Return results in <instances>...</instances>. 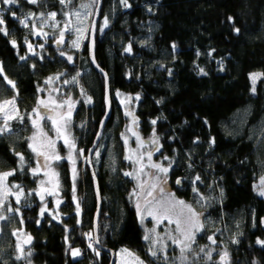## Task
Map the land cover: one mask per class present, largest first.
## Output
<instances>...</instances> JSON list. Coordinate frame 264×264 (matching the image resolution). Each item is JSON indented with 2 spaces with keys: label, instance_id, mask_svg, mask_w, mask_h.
I'll return each mask as SVG.
<instances>
[{
  "label": "trees",
  "instance_id": "1",
  "mask_svg": "<svg viewBox=\"0 0 264 264\" xmlns=\"http://www.w3.org/2000/svg\"><path fill=\"white\" fill-rule=\"evenodd\" d=\"M127 2L130 7L121 0H102L97 22L95 56L108 74L112 102V113L99 141L104 145L100 156L92 159L102 197L99 240L114 250L129 246L154 263L129 197L132 179L125 173L128 163L120 129L128 119L120 96L127 93L134 95L131 102L138 129L146 136L155 135L162 146L158 157L166 154L175 158L171 168L182 181L178 185L172 180L177 192L189 196V179L199 174L203 184L211 186L203 187L211 193V213L239 229L229 246L234 263L264 264V245L257 243L264 241V196L254 187L264 161V77L258 80L255 92L249 77L253 69L264 71V0ZM61 5L59 0H38L36 4L17 0L6 7L2 3L4 24L0 28L7 29V34L0 31V75L5 73L15 80L22 119H11L10 130L0 134V169L17 167L18 151L30 166L33 164L29 133L39 86L64 64L70 70L77 65L85 69L80 82L92 100H77L72 126L86 150L105 112V78L91 63L89 32L71 63L62 61L59 50L64 46L56 42L42 52L28 51L25 39L29 32L20 22L19 9H60ZM106 14L110 22L101 31ZM129 45L131 52L125 51ZM60 167V218L48 210L41 215L42 201L29 167L9 176L23 185L25 193L20 212L2 223L0 264H25L26 260L34 264H84L91 259V264H109L110 252L99 249L97 255L85 234V230H93L96 208L89 165L85 185L79 182L86 197L82 222L72 202L68 162L62 161ZM19 222L29 230L31 243L26 257L16 259L13 228ZM72 245L82 248L79 256L71 254ZM113 264L118 263L115 260Z\"/></svg>",
  "mask_w": 264,
  "mask_h": 264
},
{
  "label": "rangeland",
  "instance_id": "2",
  "mask_svg": "<svg viewBox=\"0 0 264 264\" xmlns=\"http://www.w3.org/2000/svg\"><path fill=\"white\" fill-rule=\"evenodd\" d=\"M97 2L92 3V0H77L72 2V4L67 5V7L65 5H61L60 9L50 8L33 10L20 8L18 11V17L20 21L25 20L27 25L26 27L29 32L25 39L28 51L31 53L42 52L41 49L45 48L49 43H55V40L60 36L61 31H63L66 39L62 45L64 47L59 50V55L62 61L71 63L73 59L69 61L68 57H73L75 52L77 51L78 53V51L81 49L83 41L90 30V25L95 13ZM82 3L90 4L91 7L80 9L79 6ZM7 5L8 4H5V7ZM73 8L81 11L79 18L74 15L68 16L64 14L67 12H72ZM2 9H4V7L2 6V2H0V12ZM52 12L56 13L55 21H53L48 15ZM41 14H43V16H41ZM105 17H107L108 21L110 22V15L106 14L104 18ZM104 18L101 23V28L103 27ZM68 21H70V24H68L66 27L65 25ZM104 28L105 27H103V29ZM77 29L80 31H77ZM76 40H79V47L73 46V41ZM29 46H31V48ZM46 49L47 47L45 50ZM61 53H63V55H61ZM84 71L85 69L78 65L76 69L70 70V67H67V65L64 64L58 70L51 72L45 79V82L39 86L38 102L34 107V109H36L38 107L39 101L41 100L48 104V108H44L42 106L39 107V115L40 117H43V119H39L38 124L43 132L47 133V138L54 142L55 147L53 149L48 146L47 140H44L39 135V130L34 127L33 124L31 132L29 133V138L36 134V140L32 141L29 139V144L34 143L40 151L47 152L49 155H51L54 151L56 155L62 157V159L59 161H49L51 164V169L59 174V187L58 189H55V194L41 192L42 187L53 190L57 178L45 176V171L49 170L43 167L44 158L42 156H38L36 152H34L35 159L31 166L28 164L25 158L23 162H21L20 157L23 156V154L18 151L17 153L19 154V160L17 167L12 166L0 169V173H14L18 169L29 167L32 174V169L39 166L41 169L40 172L35 176L33 174L32 175L36 179V186L34 189L36 190L39 197L41 195L44 196V199L41 200L42 202L40 205V210H48L53 216L60 218L61 211L59 208L63 201V196L61 195L62 178L60 165L62 161H67L72 183V202L77 219L80 222H82L85 213L86 197L84 190H79V182L81 180L85 185L86 168L88 164L87 150L84 143H78L72 124L77 100L80 99L84 102H88V98L91 97L80 82V75H82ZM253 73L264 74V71L261 69H253L249 72L251 88V74ZM50 77L52 79L49 81ZM73 77H76L75 81H73ZM261 77H264V75L259 76V78L256 80L255 87ZM8 81H12L15 86L13 87V85L9 84ZM65 81H68L69 83H65ZM17 93L18 88L16 86L15 80L7 74L2 73L0 75V104H2L5 100H12L13 98L15 99V111L13 110L12 105L4 106L5 111H7L11 116H15L17 112L19 113ZM133 96V94L127 93H121L120 96L122 98V109L126 119H128L127 108H134L131 102V97ZM65 101H69L72 105L71 116L70 119H68L66 128L64 126L65 121L57 115L61 114L66 116L69 112V104L64 103ZM60 105L63 106L61 107ZM48 116H52L57 119V125H53L52 121L47 118ZM36 119L37 114L32 110L31 121ZM117 120L118 119L115 118L114 123ZM3 123L4 114L0 112V126H3ZM8 123L9 128H11L10 120ZM58 126L61 128V135L59 136L56 132V127ZM120 136L124 144V157L128 163L125 173H132L131 176L128 175L132 179L129 197L135 204L138 218L144 231V237L145 235L149 237V239L146 240L147 245L149 249L151 248L155 250L157 255L155 257L151 255L153 259L152 261H154V263H148L135 249L123 245L116 249V262L118 264H136L133 256H129L127 253L122 251L123 249H127L128 252L133 253L135 257H139V259L143 261V264H235L234 258L230 251L229 243L234 241L236 238V233L239 231V229L237 228L235 230L232 225L227 223V221L219 219V217L214 216L211 213L209 209L211 193L203 188L205 186H207L206 188H210V184L204 185V179H201L199 174H195L191 180L189 179V196L180 194L172 185L169 175L151 166L149 158L145 155L147 146L140 147L138 145L137 140L127 130V120L124 126L120 129ZM64 137H67L70 141L74 142L75 147L73 149H70L69 146L64 143ZM150 138L151 143L149 144V147L152 148L154 145L157 152H160L162 146L159 140L155 135H151ZM103 145L104 143L97 145L92 156L93 160L100 156ZM70 151L72 154V159L75 160V168L77 172L75 179V199L73 198V163L71 159H68ZM128 157H131V159H128ZM158 160L169 166H172L175 162V158H172L166 154H161ZM261 166V171L259 172L254 183V187L258 192L262 187L261 178H264V161L261 163ZM197 176L200 177L199 180L196 179ZM50 180L51 182H49ZM41 181H44L43 185L41 184ZM164 181H166V183H164ZM16 185H19V188L15 187ZM161 187L164 189L163 192L160 191ZM193 188H196L197 191L194 192ZM149 192L152 194L149 195ZM24 193L25 189L23 185L18 181H11L8 176L2 183H0V201H2V203H0V213H2L7 218L14 214L17 215L20 211L17 212L15 209L20 210V205L24 199ZM17 195L20 196L19 203H17ZM177 200H182L185 202V204L191 205L192 210L198 214V219L193 217L191 220H189L190 213L186 208L176 204ZM77 204L79 205V212H77ZM137 205H139V210L137 209ZM9 208L13 209V211H8ZM149 212H152L153 215L150 216ZM6 219L0 220V231L2 223ZM177 220L180 221V230L177 229ZM106 223L107 225L109 224V222ZM197 224L203 225V228H201L199 231H197L195 227ZM13 232L16 237V246L18 243L22 246L23 256L26 257L28 244H25L24 241L30 236L29 230L26 229L23 222H19L18 225L13 228ZM190 233H195L194 241L185 239V236ZM85 234L88 239V246L91 245L90 248L96 252V254L98 252V255H100L99 248L96 247L94 243L93 230H85ZM210 235L215 236V243L208 239ZM174 241L191 243V250L185 252V255L188 257L186 261L182 262L181 260L182 245L179 243H174ZM201 248H204V252H200ZM73 249H79L80 254L82 253V248L79 245L71 246V254ZM225 251L228 253V256L226 260L222 261L221 255ZM207 253H211V259H208ZM19 255H21V253L17 248L15 256L17 257ZM93 257L95 258V256ZM93 262L94 259H91L84 264H91ZM25 264L34 263L30 260H26Z\"/></svg>",
  "mask_w": 264,
  "mask_h": 264
},
{
  "label": "snow or ice",
  "instance_id": "3",
  "mask_svg": "<svg viewBox=\"0 0 264 264\" xmlns=\"http://www.w3.org/2000/svg\"><path fill=\"white\" fill-rule=\"evenodd\" d=\"M0 2L4 3V4H8V5H13V4H16L17 3V0H0ZM30 3H33V4H36L38 3V0H29ZM59 2L62 4V5H65L67 7V5L69 4H72L73 0H59ZM97 0H92V3H96ZM121 3L125 6V7H130V5L128 4L127 0H121ZM80 9H86V8H89L91 7L90 4H80ZM65 15H68V16H76L77 18L80 17L81 15V11L80 10H77L76 8H73V11L72 12H67V13H64ZM15 15V14H13ZM30 15H35V14H30ZM49 17L55 21V17H56V13L55 12H52V13H49L48 14ZM41 16H43V14H41ZM22 24H25L26 25V22L25 20H21L20 21ZM108 19L107 17L104 18V22H103V27H107L108 26ZM4 24V20L2 18H0V25H3ZM68 24H70V21L66 22V27L68 26ZM103 27L101 28V31H103ZM0 31H3L5 32V34H7L6 32V29L4 28H0ZM77 31H80L79 29H77ZM237 32H239V29H236ZM47 35V34H45ZM63 36H64V32L61 31L60 33V40L57 41V43H62L63 42ZM13 44H15V41L12 42ZM73 46L74 47H79V40H76V41H73ZM31 48V46H29ZM43 47V46H41ZM173 48L175 49V45H173ZM125 51L127 52H131V45H129ZM61 55H63V53H61ZM21 59H24V57H21ZM68 60L71 61L72 60V57L69 56L68 57ZM200 72L205 74L204 73V70L203 69H200ZM261 75H264V74H260V73H253L251 74V79H252V91L255 92V83H256V80L259 78V76ZM52 78L50 77L49 78V81L51 80ZM76 80V77H73V81ZM9 84H12L13 87L15 86L14 83L12 81H8ZM65 83H69L68 81H65ZM119 95V93H118ZM130 99V98H129ZM54 102V101H53ZM88 102H91V97L88 98ZM64 103H67L69 104V112L67 113L66 116H63L61 114H57L58 116H60L61 119H63L65 121V128L67 126V123H68V119H70V116H71V103L69 101H65ZM5 105H12L13 106V110L15 111V99L13 98L12 100H5L3 101L2 104H0V112H2L4 114V123H3V126H0V134L4 133V132H7L10 130L9 128V123L8 121L11 120V119H16V118H20L22 119V117H19V113L17 112L15 116H11L8 114L7 111H5ZM44 107V108H48V104L45 103L43 100L39 101L38 103V107L36 109H33V111L37 114V119L36 120H32V124L34 127H36L38 130H39V135L44 139V140H47V143H48V146L53 148L55 147V144L53 141H51L50 139L47 138V133H44L43 130L40 128L39 124H38V120L39 119H43V117H40L39 115V107ZM61 107L63 105H60ZM129 115H131V113H129ZM49 120L52 121L53 125H57V119H55L54 117L52 116H48L47 117ZM153 124L155 123V121L152 122ZM56 132H57V135H61V128L58 126L56 127ZM30 140L32 141H35L36 140V134H34L32 137L29 138ZM64 143L67 144L69 146L70 149H73L75 147V144L74 142L70 141L67 137H64ZM214 143V141H213ZM29 147L32 149L33 152H36V154L38 156H42L44 158V164H43V167L48 169L49 171H45V176H50L52 178H57L56 179V183L54 185V189L53 190H49V189H45V188H41V192H48L49 194H55V189H58L59 187V182H58V173H56L53 169H51V164L49 163V161H59L62 159V157H60L59 155H56L55 152L53 151V153L51 155H49L47 152H44V151H40L36 145L34 143H30L29 144ZM19 155V154H17ZM149 158H151V153H149ZM21 159V162H23L24 160V157L21 156L20 157ZM68 159H71L72 160V163H73V168H72V172H73V193H74V196L73 198L75 199V179H76V175H77V172H76V168H75V160L72 159V154H71V151L69 153V157ZM128 159H131V157H128ZM152 167L154 168H158L161 172L163 173H167L168 172V168H164L162 167L161 165L159 164H154L152 165ZM40 167L38 166L37 168H34L32 169V174L35 176L36 174H38L40 172ZM13 173L12 172H5V173H0V183H2L8 176L12 175ZM126 175H129L131 176L132 173H126ZM197 180L200 179L199 176L196 177ZM51 182V180L49 181ZM177 184H180L181 181L178 179L177 181ZM164 183H166V181H164ZM41 184L43 185L44 184V181H41ZM261 185L262 187L260 188L259 190V195L261 196H264V178H261ZM15 187L19 188V185H16ZM155 187V186H154ZM160 191L163 192L164 189L163 187L160 188ZM193 191H197L196 188H193ZM149 195H151L152 193L149 192L148 193ZM41 200L44 199V196L41 195L40 196ZM173 198H174V195H173ZM19 199H20V196L17 195V203H19ZM0 203H2V201H0ZM176 204L178 205H181L183 208H186L188 210V212L190 213V216H189V220H191L193 217H196L198 219V214H196L192 208H191V205H188V204H185L184 201L182 200H177L176 201ZM137 209L139 210V205H137ZM8 211H13V209L9 208ZM15 211H19V209H15ZM77 212H79V205L77 204ZM44 213V209H41V215H43ZM149 215L152 216L153 213L152 212H149ZM7 217H5L2 213H0V220H4L6 219ZM167 218V217H165ZM171 222V221H170ZM177 223V229L180 230V221L177 220L176 221ZM196 230L199 231L201 228H203V225L202 224H197L196 226ZM154 231V229H153ZM194 236H195V233H190L188 235L185 236V239L186 240H189V241H194ZM145 240H148L149 237L147 235H145L144 237ZM209 240H211L213 243H215V240L213 239L212 236H209L208 237ZM25 244H30L31 243V237L29 236L25 241H24ZM174 243H179L182 245L181 247V260L182 262L183 261H186L188 259V257L185 255V252L186 251H189L191 250V243H184L183 241H174ZM257 243L258 244H261V245H264V241H261V240H257ZM89 247H91V245H89ZM17 248L18 250L20 251L21 255L17 256L16 259H21V257L23 256V248L22 246L18 243L17 244ZM123 252L127 253L129 256H133L134 257V260L136 261V264H143V261H141L139 259V257H135L133 253H130L128 252L127 249H123L122 250ZM149 251L151 252V255L153 257H155L157 255V252L153 249H149ZM200 252H204V248H201L200 249ZM72 254L74 256H78L80 255V250L79 249H73L72 250ZM99 253L97 252V255ZM228 256V253L225 251L222 255H221V260L224 261L226 260ZM207 257L208 259H211V253H207Z\"/></svg>",
  "mask_w": 264,
  "mask_h": 264
},
{
  "label": "water",
  "instance_id": "4",
  "mask_svg": "<svg viewBox=\"0 0 264 264\" xmlns=\"http://www.w3.org/2000/svg\"><path fill=\"white\" fill-rule=\"evenodd\" d=\"M102 0H98L96 4V9L95 13L90 25V30H89V38H88V46H89V57L91 60L92 65L99 71H101L104 75L105 78V100H106V107H105V112L100 120V124L98 127V130L95 134V137L93 139V142L89 146L87 150V163L90 167L93 182H94V190H95V195H96V208L94 211V218H93V239L96 247L99 249H106L110 252L111 259L109 264H113L116 258V250H114L111 247H108L107 245L101 243L98 237V224H99V219H100V212L102 209V197L99 189V183L97 179L96 172L92 166V156L93 153L99 144V141L103 135V131L106 125V122L108 118L111 116L112 113V102H111V97H110V89H109V80H108V74L106 70L101 66V64L98 62L95 56V40H96V33H97V22H98V17H99V11H100V6H101ZM65 36H63V42L62 43H57L58 40H60V36L57 37L55 40L56 44L58 46H62L65 42ZM127 113H128V120H127V130L128 132L137 140L138 145L140 147L148 146L151 143V138L149 136H146L140 132L138 129V126L136 124V114L133 111L131 107L127 108ZM131 113V115H129ZM149 153H151V158H149ZM145 155L149 158L151 166L154 164H159L162 165L155 157L153 148H148L145 151ZM164 168H169L168 166H163ZM180 176L177 177V180L179 179Z\"/></svg>",
  "mask_w": 264,
  "mask_h": 264
},
{
  "label": "flooded vegetation",
  "instance_id": "5",
  "mask_svg": "<svg viewBox=\"0 0 264 264\" xmlns=\"http://www.w3.org/2000/svg\"><path fill=\"white\" fill-rule=\"evenodd\" d=\"M147 149L148 148H150L149 147V145L146 147ZM153 152H154V155H155V157H156V159L158 160V152H157V150L155 149V146L153 145ZM146 149V150H147ZM159 161V160H158ZM162 165V167L163 166H168L169 168H168V172L166 173L167 175H169V178H170V181H172L173 179H175V181H177V177L179 176L178 174H175L174 172H173V170H172V168H171V166H169V165H166V164H164L163 162H161V161H159ZM156 169H158V168H156ZM179 180H180V177H179ZM181 184V183H180ZM179 185V184H178ZM210 236H212L213 237V239L215 240L216 238H215V236H213V235H210ZM230 244L231 243H229V246H230Z\"/></svg>",
  "mask_w": 264,
  "mask_h": 264
}]
</instances>
